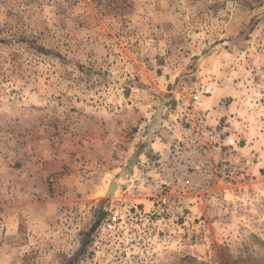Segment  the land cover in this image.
<instances>
[{"label":"rangeland","instance_id":"1","mask_svg":"<svg viewBox=\"0 0 264 264\" xmlns=\"http://www.w3.org/2000/svg\"><path fill=\"white\" fill-rule=\"evenodd\" d=\"M187 108L212 180L155 198ZM0 223V264H264V0H0Z\"/></svg>","mask_w":264,"mask_h":264},{"label":"built area","instance_id":"2","mask_svg":"<svg viewBox=\"0 0 264 264\" xmlns=\"http://www.w3.org/2000/svg\"><path fill=\"white\" fill-rule=\"evenodd\" d=\"M209 129L205 111L200 108H187L170 129L176 133V144L167 145L166 152L157 154L155 161L144 163L141 171L137 173L136 182L143 181L142 184L148 187L150 195L155 198L176 192V185L189 192L195 189L194 191L200 193L212 180L206 171L209 158L205 156L208 155L209 145L212 144L209 139L212 132L208 131ZM201 176L203 182H197ZM139 190L140 188L137 192ZM126 192H129V189L124 194ZM0 224L1 227L5 226Z\"/></svg>","mask_w":264,"mask_h":264},{"label":"bare ground","instance_id":"3","mask_svg":"<svg viewBox=\"0 0 264 264\" xmlns=\"http://www.w3.org/2000/svg\"><path fill=\"white\" fill-rule=\"evenodd\" d=\"M113 183H114V184H113ZM111 185H113V186H112V191H115V190L117 189L118 183H117V182H112V183L110 184V186H111ZM110 186H109V187H110Z\"/></svg>","mask_w":264,"mask_h":264},{"label":"crops","instance_id":"4","mask_svg":"<svg viewBox=\"0 0 264 264\" xmlns=\"http://www.w3.org/2000/svg\"><path fill=\"white\" fill-rule=\"evenodd\" d=\"M218 100H220V99H218V98H216V99H213V101H212V105H213V104L217 105V104L219 103V101H218Z\"/></svg>","mask_w":264,"mask_h":264},{"label":"water","instance_id":"5","mask_svg":"<svg viewBox=\"0 0 264 264\" xmlns=\"http://www.w3.org/2000/svg\"><path fill=\"white\" fill-rule=\"evenodd\" d=\"M114 184V183H113ZM112 186L113 185H111L110 187H109V193H112L113 191H112Z\"/></svg>","mask_w":264,"mask_h":264}]
</instances>
